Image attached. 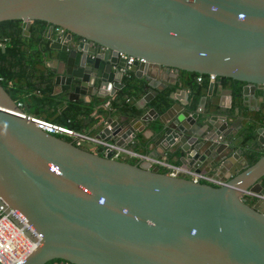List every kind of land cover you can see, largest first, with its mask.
Masks as SVG:
<instances>
[{"label": "water", "instance_id": "obj_1", "mask_svg": "<svg viewBox=\"0 0 264 264\" xmlns=\"http://www.w3.org/2000/svg\"><path fill=\"white\" fill-rule=\"evenodd\" d=\"M11 19L25 30L34 20L50 25L45 66L53 95L69 102L114 96L122 83L110 92L107 84L112 73L123 78L120 53L143 59L130 70L144 77L145 95L129 99L134 112L99 116L95 137L125 149L142 143L141 134L148 149L165 148L161 156L183 168L225 180L171 175L49 134L0 84V203L37 242L21 264H264V200L242 195H264V153L249 163L226 117L206 110L207 95L194 112L189 95L161 115L149 106L175 83L171 70L237 81L243 97L264 104V94L256 96L264 86V0H0V22ZM257 124L244 148L258 153L264 121Z\"/></svg>", "mask_w": 264, "mask_h": 264}, {"label": "trees", "instance_id": "obj_2", "mask_svg": "<svg viewBox=\"0 0 264 264\" xmlns=\"http://www.w3.org/2000/svg\"><path fill=\"white\" fill-rule=\"evenodd\" d=\"M48 29L49 24L42 20L32 21L28 30L22 28V20L19 19L0 22V84L14 101L21 103L20 108L25 114L81 132L85 124L96 123L101 115L114 111L134 112V107L128 104L129 99H141L146 90L145 81L136 78L132 70L124 74L122 87L103 104L94 102V105L88 106L80 101H67L63 104L62 94L53 95V77L45 66L47 61L45 52H48L50 43L46 37ZM183 74L187 76L185 86L190 90L189 97L193 99L192 110L195 111L203 91L209 86L208 75L194 72H183ZM199 76L202 77L200 82L197 81ZM221 82L233 85L234 98L230 109L227 110V113L231 114L237 103V97L241 94L242 84L227 78H222ZM173 91V86L166 87L149 103L150 106L159 113L165 112L173 104L171 96ZM259 94H264V89H261ZM100 107L102 109L93 116ZM59 137L71 141L69 137ZM259 156L260 154H251L249 163H255ZM54 262H63V260H53L47 264Z\"/></svg>", "mask_w": 264, "mask_h": 264}, {"label": "crops", "instance_id": "obj_3", "mask_svg": "<svg viewBox=\"0 0 264 264\" xmlns=\"http://www.w3.org/2000/svg\"><path fill=\"white\" fill-rule=\"evenodd\" d=\"M46 68L49 71V73L51 74V76L53 77V74L51 73L50 69L48 67H46ZM133 73H134L135 77L138 78L136 76V72L133 71ZM116 74L117 73L115 72V73H112L109 75V81L107 84V89L109 92L111 91V89L113 88L114 85H118V84L122 83L123 78L121 79V81L116 82L117 81L116 80ZM123 76H124V74H123ZM166 77H167V79H170L171 81L176 80L175 83H167L166 84L167 87H169V86L174 87V91H173L174 99H172L173 100L172 103L177 104V105L178 104L183 105L185 103V97L187 95H190L189 88H187L185 86V81L187 80V76L181 72L176 73L174 70H171L170 74H167ZM118 78H120V76H118ZM139 79H144V77L139 78ZM207 81H208V85L210 83H214V88H213L212 93L208 92V88L203 91L204 93H203L202 97H205L207 95V98L205 100L206 110H212V114L223 115L226 117L227 125L229 128L231 127V128H233V130L236 131V136L238 137V140L241 142L240 143V148L242 149L241 153L245 158H247L248 161H249V156L251 154H260V156H261L264 153V150H261L258 153L255 151L254 147L246 150L244 148V144H245L247 138L252 136L251 133H252L253 129H256L257 127H259V125L257 123L264 121L263 120V118H264L263 117V115H264L263 114V112H264L263 106L264 105L261 104L258 106V104L256 103L257 100L255 97L245 98L242 96V93H241L240 96L237 97V103H236L235 107L233 108L232 113L228 114L227 110L230 109V107L232 105L233 98H234L232 84H230V83L223 84L221 82V79H219V78H217L214 82H211L208 79H207ZM230 90L232 91V100H231L230 106H228L229 101L227 100V96L229 93L228 91H230ZM259 91H260V89L257 90V93H256L257 97L261 95V94H259ZM109 97H111V96H106L105 98L99 100L98 102H101V104H103L107 101V99ZM176 97H178L179 99ZM221 99H222V106H220ZM61 100H62L61 102L63 104L67 103V99H65V98H63ZM80 102L85 103L88 106L94 105V99H92L89 104L82 101V100H80ZM106 106H107V104H106ZM149 106H150V104H149ZM150 107L153 108L152 106H150ZM221 108H224L225 111H221ZM101 109H102V107L98 108L96 111V108H95L96 112H95V114L93 113V116L97 115L98 110H101ZM134 110H135V108H134ZM128 111H131V110H128ZM118 112H121V111H114L113 114H118ZM156 112L158 113V115L162 114V113H159L157 110H156ZM191 112H194V111L192 110ZM94 124L95 123L92 124V122H91V124L90 123L85 124V126L82 127L80 130L81 133H86L87 135L95 136L97 131L95 129ZM151 124H152V122L150 123L148 121L147 125L145 126L144 131H143L148 139L152 135L151 129H150ZM141 126L143 127L144 125H141ZM138 137L140 140L143 141L142 143H138L136 141L133 143H129L125 149L130 150L132 152L139 153L141 155H147V156L162 160L166 163L180 167L182 169V172H180L178 175H184L186 177L191 178V177H193L191 175V173H200V174H204V175L213 177L214 179L221 181L223 183L225 182L223 173H218V172H215V171L207 169V168H203L200 172H197L196 170H194L192 168L185 169L182 167V164L180 163V161L177 160L176 158H174L169 153L165 154V156H161V154L164 153L165 148L160 147V148H158V151L150 150L146 146L147 140H144L143 136L141 134H138ZM86 142H88V141H86ZM88 143H91V142H88ZM99 147H101V145L96 144V148H99ZM117 158L129 161V162H138L144 166L159 167L162 171H166V169L160 165L151 164L148 161L143 160L142 158H138V157H135L133 155H130V154H127L124 152L119 153ZM189 172H191V173H189ZM212 184L215 186H219V184H214V183H212Z\"/></svg>", "mask_w": 264, "mask_h": 264}, {"label": "built area", "instance_id": "obj_4", "mask_svg": "<svg viewBox=\"0 0 264 264\" xmlns=\"http://www.w3.org/2000/svg\"><path fill=\"white\" fill-rule=\"evenodd\" d=\"M54 32L58 35L65 36L67 31L59 26L54 27ZM120 57L126 59V68L122 69L124 74H127L130 70L132 64L137 60L142 62L143 59H137L132 56H126L123 53H120ZM217 77L214 74L208 75V80L214 82ZM197 81H202V77H197ZM17 105L20 107L21 103L15 101ZM36 126L52 135L57 136H66L74 141L75 143H79L80 141H88L91 143L99 144L105 148V150H114L116 151L115 156L118 157V154L121 152L133 155L138 158H142L143 160L148 161L151 164H156L164 167L166 171H168L171 175H178L182 172L180 167L175 165L166 163L162 160L147 156L141 155L136 152H132L127 149H123L120 147L115 146L112 143L104 142L100 139H97L95 136H90L85 133L76 132L72 129H68L64 126L55 124L51 121L39 119V118H32ZM184 172V171H183ZM191 173V172H189ZM193 177H191L194 181H201L206 183H214L222 185L223 182L214 179L213 177L200 174V173H191ZM243 197L250 202H255L258 199L264 200V195L254 192V191H244L242 193ZM37 242L28 235L25 230L24 226H19L15 223V221L10 218L9 214L4 212V207L0 203V264H21L25 258L35 249ZM52 264H72L67 261L63 262H54Z\"/></svg>", "mask_w": 264, "mask_h": 264}, {"label": "flooded vegetation", "instance_id": "obj_5", "mask_svg": "<svg viewBox=\"0 0 264 264\" xmlns=\"http://www.w3.org/2000/svg\"><path fill=\"white\" fill-rule=\"evenodd\" d=\"M49 27H50V25H49ZM54 27H55V26H54ZM54 27H53V29H54ZM66 34H68V33H66ZM232 87H233V85H232ZM258 89H260V90L262 89V90H263V89H264V86H259ZM233 92H234V91H233ZM263 105H264V104H263ZM263 108H264V106H263ZM263 111H264V110H263ZM263 114H264V112H263ZM263 117H264V115H263ZM263 120H264V118H263Z\"/></svg>", "mask_w": 264, "mask_h": 264}, {"label": "clouds", "instance_id": "obj_6", "mask_svg": "<svg viewBox=\"0 0 264 264\" xmlns=\"http://www.w3.org/2000/svg\"><path fill=\"white\" fill-rule=\"evenodd\" d=\"M101 202H103V201H101Z\"/></svg>", "mask_w": 264, "mask_h": 264}]
</instances>
